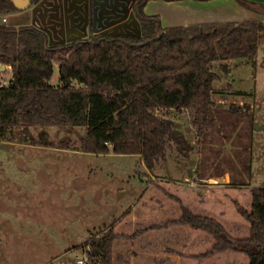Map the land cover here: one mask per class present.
<instances>
[{"label":"trees","instance_id":"1","mask_svg":"<svg viewBox=\"0 0 264 264\" xmlns=\"http://www.w3.org/2000/svg\"><path fill=\"white\" fill-rule=\"evenodd\" d=\"M39 1L30 0V6ZM149 1L138 0L134 7L138 35L97 33L49 45L42 29L1 21L0 64L10 65L12 75L0 86V140L29 135V127L83 126L82 150L140 155L142 163L153 171L169 149L175 148L186 158L193 152L194 145L177 128L173 113L189 112L199 135L221 114L218 118L231 116L235 117L231 121L249 125L240 128L238 135L240 148L248 153L243 175L231 177L229 183L251 185L254 116H248L246 107L236 103L222 110L227 116L222 115V105L213 98L217 93L214 83L220 79L213 67L215 61L230 59L257 66V54L264 43V20L164 27L159 15L146 13ZM237 1L252 10L264 7L249 0ZM19 10L12 0H0V15ZM55 63L59 65L56 85L51 83ZM221 66L227 69L228 65ZM218 174L219 179L226 173ZM154 184L179 203L181 215L131 234L118 233L115 220L90 233L83 245L89 257L115 264V241L120 237L135 239L150 229L183 224L213 238L205 255L231 250L246 254L247 264H264V187L252 188L251 209L233 201L251 225L248 236L238 237L219 219L197 214L179 196L158 182Z\"/></svg>","mask_w":264,"mask_h":264},{"label":"rangeland","instance_id":"2","mask_svg":"<svg viewBox=\"0 0 264 264\" xmlns=\"http://www.w3.org/2000/svg\"><path fill=\"white\" fill-rule=\"evenodd\" d=\"M107 2L101 3L98 7L101 14L98 15L97 26H100L99 20L104 23L108 18L107 15L115 6L114 3L117 5V0L112 2L113 6L111 0ZM64 8L65 10L60 12V15L66 17L68 10L66 6ZM23 10L29 12V9ZM20 11L23 12L22 10L17 12ZM17 12L5 16L9 20L7 24L13 23L14 17L11 16L18 14ZM21 14L27 16L25 13ZM2 17L3 15H0V20ZM27 19L24 17L22 21ZM21 23L23 25V22ZM27 23L25 22L24 25ZM88 27L93 28L90 24ZM131 29L134 31L130 33L138 35L140 25L136 27V24L130 23L128 30L131 31ZM53 30L55 34L58 33L56 29ZM44 31L49 35V45L65 43L53 35L54 31L51 33L50 28H45ZM118 31H113V33H122ZM263 62L264 43L259 48L258 64L255 67L252 63L240 59L215 61L213 67L220 75V79L214 83L217 93L213 95L216 104L222 105L219 109L225 110L232 103L242 104L246 107L248 116L253 113L254 122L257 125L253 127V139L256 131V149L254 152L252 150V159L254 156L255 164L254 173L250 178L251 186L229 183L231 177L240 178L243 175L248 153L240 148L238 135L240 128L246 127L247 129L249 125L245 126V122H239V125L238 122L231 121V119L235 120V117L231 118L223 111L222 115L227 117L218 118L221 116L218 114L215 122L208 124L204 133L200 135L189 112L179 115L173 113L171 117L175 120L177 128L186 133L194 145L193 152L189 158H186L181 156L175 148L169 149L167 157L157 163L153 171H150L142 163L141 157L136 154H94L82 150L86 132L83 126L26 128V132L32 134L24 136L26 141L22 142L29 140L36 142L35 144L45 143L44 145H50L47 143L52 142L60 147L53 151L24 150L22 147L0 143V165L7 164L6 174H9L7 182L2 183L0 190L2 192L5 190L6 195L12 194L14 198L20 195L16 192H19L22 187L29 195V197H24L27 201L36 199V203L28 205L32 206L39 217L35 219L37 225L33 227V230L39 238V243L41 241V245L37 246L43 248L44 251L35 252L37 257L32 262L34 264H77L76 259L86 253L83 245L91 232H97L117 220L116 231L118 233H132L131 221L119 223V220L122 221L123 216L127 215L131 209L139 221H142L147 211L152 213L155 210L161 212V219H155L156 222L165 223L177 219L181 215L179 203L169 198L154 182H158L161 187L173 195L180 198L183 196L181 199L188 207L190 206L187 202H195L193 204L196 205L200 199L210 201L220 199L224 206H228L229 210L226 207L225 211L231 213V221H234L238 212L233 201L243 199L244 203L248 204L251 195L250 187H264ZM222 64H227V69L223 68ZM3 75L2 80L9 81L12 72L7 69ZM51 83L54 85L59 83L57 63L54 64ZM250 132L249 129L248 134ZM246 140L244 137L243 141ZM66 145L69 146L66 147ZM9 149L14 150L10 152ZM20 164L27 167L22 168L23 165ZM49 164L53 165L49 166ZM219 172L226 173L220 177L223 178L222 184L218 182ZM66 175L69 176V184L64 183L62 186L57 179H62L61 176ZM44 177L47 182L42 184L40 182L44 180ZM24 198L22 200H25ZM210 205L212 207V203ZM220 205H222L221 202H213L214 207ZM196 206L195 209H198ZM152 221L154 220L151 219L150 222ZM152 224L159 223L152 222ZM61 225L62 228H60ZM179 226L182 229H178L173 234V229ZM200 232L202 235H199ZM142 235L135 239L120 237L117 240L114 251L116 264H179V262L189 264L192 260H220L217 255L219 253L205 255L211 248L206 249L207 244L212 242L213 245V238L206 232L188 225L176 224L161 228V242L152 237L150 239L153 241L152 245L140 240ZM52 240L54 241L53 246L50 245ZM131 240H136V243ZM2 253L10 254L11 257L12 251L5 250L0 242V257ZM235 264H242L241 259H238Z\"/></svg>","mask_w":264,"mask_h":264},{"label":"crops","instance_id":"3","mask_svg":"<svg viewBox=\"0 0 264 264\" xmlns=\"http://www.w3.org/2000/svg\"><path fill=\"white\" fill-rule=\"evenodd\" d=\"M249 1L264 4V0H249ZM64 6H66L68 10L66 17L60 15V12L65 10ZM26 9H29V12L28 10L26 11L22 10L23 12L20 11L17 12L18 14L11 16L14 17L12 19L13 23L11 22V25L21 26L22 25L21 22H23V25L25 22H28L26 25H34L42 29L43 31L45 28H50L51 33H53L54 31L53 29H56V32L58 33L55 34L54 31L53 35L57 36L60 40H62L61 42H69L79 38H88L92 34H97L101 32L113 33V31L116 30L118 31L119 27L122 28L121 26L126 24V22H129V24L130 23L136 24V27L139 26L138 20H136L132 14H129V16H127L126 18L127 21H124L115 26H108L103 24V26L105 27L100 26L102 30L97 26H94L92 29H89L88 27L89 0H41L37 4L29 6ZM145 11L147 14L150 15L153 14L159 15L161 17V21L164 27H175V26L217 22V21H244L251 19L264 20V7H261L258 10H252L241 5L237 0H150L146 5ZM21 13H25L27 16ZM24 17H27L28 19L26 21H22ZM4 18L6 17L3 16L0 21H3ZM8 21L9 20H6V23ZM128 25H125L126 26L125 28H127ZM124 31H125L124 34H133V33H128V32H132L129 31L128 28L124 30L120 29L118 32L123 33ZM139 33H140V29H139ZM6 66H7L5 67L6 70L7 69L11 70L10 65H6ZM254 126H257L255 125V122H254ZM255 132L253 139V152L256 149ZM31 134L32 133L30 132L29 135ZM24 135L26 134L23 133L19 134L18 138L12 141L0 140V143H7L12 146L22 147L24 150L39 149L42 151L44 150L53 151L57 148H60L55 145H44L45 143L35 144L36 142L29 140H27V142H22V141H26L24 139L25 138ZM13 150L9 149L10 152H13ZM4 151L7 152V150ZM15 151L17 152L16 148ZM252 163H253L252 164V174H253L254 173L253 167L255 164L254 156L252 159ZM20 165H23L22 168L27 167L24 164H20ZM52 165L53 164H49V166ZM7 166H8L7 164L0 165L1 189H2L1 187L2 183H4L5 181L7 182L9 178V176H7L9 174H6ZM68 177H69L68 175H66L65 177L61 176L62 179H57L58 180L57 182L62 183V186L64 183L69 184ZM45 179L46 178L44 177V180L42 179L40 183L44 184L43 182H47L45 181ZM250 188H251L250 202L248 204H245L243 199H240V201L244 203V206L248 209H251V204H252L253 187ZM21 189L19 192H16L19 193L20 195L14 198L11 196L12 194L8 196L6 195V193H4L5 190L4 192L0 190V236H1L0 242L2 243L5 250L8 249L12 251L11 257L10 254L6 255L5 253H2V257H0V262H1L0 264H7V263L34 264L32 261L36 260L37 257L35 252H38V250L44 251L43 248L37 246L39 244L41 245V241L39 243V238L36 237V232L33 230V227L37 225V220L35 219H39V217L38 215H36L37 214L36 211L32 209V206L30 207V205H28L31 203L32 204L36 203V199L27 201L26 198L24 197H29V195L25 191V189H23L22 187ZM45 190L47 192V189ZM11 191L12 190H10V192ZM182 197L183 196H181V198ZM22 198H24L25 200H22ZM217 200L213 199L210 201V200L200 199L199 202L196 204L198 206L193 204L195 202L192 203L187 202V203L192 209L196 211V213L200 215H209L222 221L225 224V226L228 227V229L231 231L233 235L238 237L248 236L251 230L250 223L247 220H245L239 213L238 214L236 213L237 215L235 217L236 220L234 219V221H231L232 218L231 213H227L228 211H225L226 207L229 210L228 206H224L222 200L220 199ZM213 202H218V203L221 202L222 205L214 207ZM211 203H212V207H210ZM195 206L198 207V209H195ZM131 212L132 209L128 211L127 215L123 216L124 218L122 221L119 220L120 221L119 223H123L125 221L126 222L131 221L133 225L132 227L133 230L131 229L132 233L137 229L148 227L149 225L152 224V222L160 223L155 221V219L156 220L161 219L160 218L161 212L159 210H155L152 213H149V211H147L146 216L145 215L143 216L142 221H139V218H137V216L135 217L133 212L131 215H129ZM151 219L154 221L150 222ZM235 221L236 223L238 222L237 225H235L236 224ZM62 227L63 226L61 225L60 228ZM178 229H182V227L179 226L177 228H174L172 231L173 234H175ZM201 233L202 232H200L199 235H202ZM45 234L48 235V233ZM152 237L156 238L161 242V229L147 231L140 237V240L146 241L147 243H149V245H152L153 241L150 240L152 239ZM131 241H133V243H136V240H131ZM53 243L54 241L52 240L50 245L53 246ZM116 243L117 241H115L114 251L116 250ZM211 245L212 242H209L207 244L206 249L210 248ZM217 255H219V259H220L219 261H216L214 259L192 260L191 262H189V264H232V263L235 264L238 259H241L242 264H247L249 261V258L246 254L237 253L231 250L219 253ZM115 258L116 257L114 253V260ZM115 264H116V260H115Z\"/></svg>","mask_w":264,"mask_h":264},{"label":"flooded vegetation","instance_id":"4","mask_svg":"<svg viewBox=\"0 0 264 264\" xmlns=\"http://www.w3.org/2000/svg\"><path fill=\"white\" fill-rule=\"evenodd\" d=\"M107 1L105 2L104 0H89L88 17H89L90 26L91 25L93 27L97 26L98 21H96V18H99L98 15L101 14L100 8H98V7L101 3H108ZM137 1L138 0H117V5H116V3H114L115 6H113L112 2H114V0H111V4L113 7L110 10V13L107 15L108 18L105 19L104 23L102 21L99 22L100 26L105 27V26H103V24L108 25V26H115L117 24H120L124 21H127L126 18H127V16H129V14H132L134 16V18L136 20H138L136 15H135V11H134V7H135ZM123 2H125V3H123ZM128 24H129V22H126V24L122 25L121 26L122 28L119 27L118 30L127 29L128 27L125 28L126 27L125 25H128ZM100 26H97V27H99L102 30V28ZM125 31L123 33H114V34L133 35V34H124ZM131 31H134V30H131ZM101 33H106V32H101Z\"/></svg>","mask_w":264,"mask_h":264},{"label":"built area","instance_id":"5","mask_svg":"<svg viewBox=\"0 0 264 264\" xmlns=\"http://www.w3.org/2000/svg\"><path fill=\"white\" fill-rule=\"evenodd\" d=\"M6 18H4L3 19V22H6ZM2 65L0 64V67H1ZM6 66V65H5ZM7 67V66H6ZM6 70V69H5ZM3 72L4 71H2L1 73H0V86H2V85H5V84H7L8 83V81H6V80H2V79H4L3 77H4V75H3ZM76 263L77 264H102V261L101 260H99V259H93V258H91V257H89L86 253L83 255V256H80V257H78L77 259H76Z\"/></svg>","mask_w":264,"mask_h":264},{"label":"water","instance_id":"6","mask_svg":"<svg viewBox=\"0 0 264 264\" xmlns=\"http://www.w3.org/2000/svg\"><path fill=\"white\" fill-rule=\"evenodd\" d=\"M15 4H16V6L18 7V8H20L21 10H23V9H26L27 7H29L30 6V0H12ZM5 64H2V66L0 67V73L2 72V71H4L5 70ZM218 182L219 183H222L223 182V178H219V180H218Z\"/></svg>","mask_w":264,"mask_h":264}]
</instances>
